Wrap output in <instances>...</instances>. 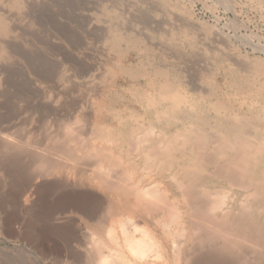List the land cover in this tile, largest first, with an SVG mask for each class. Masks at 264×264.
I'll use <instances>...</instances> for the list:
<instances>
[{
    "label": "rangeland",
    "instance_id": "1",
    "mask_svg": "<svg viewBox=\"0 0 264 264\" xmlns=\"http://www.w3.org/2000/svg\"><path fill=\"white\" fill-rule=\"evenodd\" d=\"M20 1L21 4L16 5L14 0H0V15L10 27L9 34L0 35V264H98L97 239L104 242L100 249L102 256L113 254L115 263L120 264L118 257L123 254L133 264H140L135 263V258L127 251L124 232L122 235L123 229L118 224L121 220H125V228L137 238L144 236V229L154 232L167 253L163 261H157L159 264L178 263L177 245L185 249L194 246L202 253L215 245L221 246L223 241L218 238L214 240L216 243L213 239L199 242L201 234L197 235L199 231L190 225V210L182 203L177 190L166 187L174 181L158 170L145 171L140 166L131 174L129 184L142 194L157 188L165 191L175 210L164 207L147 215L144 208L137 206L134 196L129 199V206L119 203L92 181L99 169L117 177L127 166L125 160L120 169L97 157L83 158L85 171L82 174L69 168L44 179L39 183V199L26 209L13 199L11 180L16 175L11 165L15 157L21 160L26 167L22 182L30 184L40 174L38 167L30 163L38 148L36 144L47 150L70 135L75 140L69 147L103 148L107 155L116 157L117 150L110 153L111 143L101 140L96 131L105 127L118 131L121 126L119 130H126L136 125L141 135L149 123L154 122L145 113L143 102L147 94L157 93L164 83L156 74V66L165 65L186 76L191 74L189 78L203 91L202 95H211V101H220L243 117L250 105L246 100L249 95L237 91L235 82L220 74L227 71L226 58L249 66L256 59L264 61V0ZM115 35L122 37L118 45L112 43ZM136 39H139L137 47L130 43ZM146 45L151 48L152 57L145 55L143 47ZM125 69L129 72H124ZM216 70L219 73L216 74ZM237 78L240 74L235 76ZM259 79L264 83V73ZM204 113L215 117L209 108H205ZM132 160L140 163L136 153ZM218 190L224 200L222 212L239 215L247 199L235 196L230 190ZM212 191L215 200L218 194L216 189ZM82 197L87 198L97 218H87L76 208ZM171 213L180 218H177L179 224L168 218ZM100 223L106 226L103 231ZM138 223L145 228L140 229ZM135 226L136 232L132 231ZM109 229L115 230L118 240L111 239ZM243 246L237 255L228 251L222 253L227 264H260L257 251ZM249 256H255L256 259H252L256 263ZM246 258L248 262L240 260ZM150 264L155 263L150 261Z\"/></svg>",
    "mask_w": 264,
    "mask_h": 264
},
{
    "label": "bare ground",
    "instance_id": "2",
    "mask_svg": "<svg viewBox=\"0 0 264 264\" xmlns=\"http://www.w3.org/2000/svg\"><path fill=\"white\" fill-rule=\"evenodd\" d=\"M14 2L16 5L21 4L20 0H14ZM9 32L10 27L6 18L0 15V35H7ZM121 39L122 37L120 35H115L112 43L118 45ZM130 43H133V45L137 47L139 45V39L131 41ZM152 50L154 51V49ZM143 51L147 56L152 55L151 48L147 47V45L145 48L143 47ZM225 61L228 66L227 71L220 75L228 80L234 81L237 91H243V93L249 95L247 99L246 97L245 99L248 100V102L250 101V105H247L248 109L246 113L244 112L243 117H241L242 115L239 116L231 112L220 101H211V95H202L203 91H201L197 85H194L193 81L189 78L191 74L186 76L183 72L173 70L170 67L168 69L167 65L166 68L164 64H162L164 65L163 68H157L158 66H156V74L163 79L164 83L162 82L163 84L157 93L147 94L144 97L143 106L146 110L145 113L152 117L154 122L149 123V127L145 128L144 131L142 130V133L140 132L141 135L137 132L136 125L134 124V128L128 127L129 129L126 130H119L122 126L118 131L112 130L113 132L108 127L97 130L96 132L101 140L103 139L111 143L112 147L110 145V153L117 150L116 153L118 155H116V157L107 155V150L103 148L92 147L87 149L85 146L86 150L83 149V151L80 147L79 149L76 146V148L69 147L71 141L75 140L74 137H70L71 135L54 147L52 143V146L48 147L47 150H43L41 145L39 146V144H36V148H38L35 149L31 156L30 163L38 167L40 174L37 175L30 184L27 183L28 185H25L26 183L24 184V182H22L24 179V172L26 173V167L22 164L21 160L18 158L16 159V157L12 160L13 165L11 166L17 177L11 180L12 189L10 190H13V199L19 202L21 206H24L25 209L28 206L31 207L34 205L36 199L40 197V182L44 181V179H50L56 174H61L63 170L69 168H72L73 171L77 170L82 174L85 171V167H83L84 165L82 164L84 163L83 158L92 159L93 157H97L99 160H106L108 164L117 168H120L124 162L127 163V166H124L125 168H120V171L123 170V173L120 172L117 177H113L114 175L111 176L108 172L99 169L97 173H94L95 175L92 176L93 180L91 179L96 186L111 194L116 201L125 203L129 206V199L134 196L137 200V206L144 208L147 215L164 207L170 210L174 209L173 207L171 208L165 191L157 188L155 190L150 189L142 194L129 184L133 176L131 174H135L134 172L138 171L140 166H142L145 171L155 169L163 175L168 174L172 178V181H174L173 184H166V187L169 185L177 190L182 203L190 210V225L199 231V234L196 233L197 235L201 234L198 238L199 242L203 243L209 239H213L214 241L216 238L223 241L221 246L215 245L212 250L204 253L199 252L194 246L185 249L177 245L176 247L178 248H176L175 251V257L178 261L177 264H227V260L222 256V253L228 251L230 253H236L237 255L239 248H242L241 246L243 245H247L252 248V250H256L258 262L264 264V83L259 79V75L264 73V61L256 59L254 62L252 61L253 64L250 66L242 65L236 59L232 58H226ZM162 63L164 62L162 61ZM124 72L128 73L129 71L125 69ZM215 73L217 74L219 72L216 70ZM237 74H240V78L235 79ZM200 76H202V74ZM188 86L190 89H188ZM199 97L202 99L201 102L205 100L206 104L204 101V105L199 102ZM198 108L200 112L196 111ZM205 108H209L210 111L214 112L215 117L213 116L214 118H212L209 115L211 119L207 116L204 113ZM189 109L190 111L188 112ZM133 121L134 120H132V122ZM135 122L138 121L135 120ZM170 129H173V132H170ZM72 130L73 129H71V131ZM60 139L58 141H60ZM37 140L39 141V139ZM15 145L16 144H14V146ZM123 146H125V149H123ZM78 152H81L84 157H81L82 155L80 156ZM133 153H136L140 157L141 164L132 160ZM123 160L125 161L123 162ZM95 161L97 160L95 159ZM9 170L11 171V168ZM5 175L7 176L8 173L6 172ZM219 188L233 191L235 196L237 194L247 199V203L245 202L246 204L243 205V211L239 213V215L234 216L229 211L226 212V210H224L225 213L224 211L222 212L224 200L220 198L222 194L219 196ZM213 189H216V193L218 194L215 196V198L217 197L215 200H213ZM78 202L76 208H78L84 216L90 219L97 218L96 211L89 207L86 197H82L81 201ZM219 211H221V213H219ZM233 211L234 210H232V213ZM173 215L175 214L171 213V215H168V218L171 217V220L173 219L175 224H179L180 222L178 219L180 220V218L174 217ZM180 215H182V213ZM124 221L121 220L118 224L119 226L121 224L120 228L123 229L122 235L124 232L123 237L126 243L125 246L127 251L135 258V263L150 264V261H152L157 264V261H163L166 258L165 255H167V253L165 247L159 242L158 238L155 237L156 235L153 234L154 232L152 233L148 231V229L145 230V227L143 225L139 226L140 224L138 223V226L141 227L140 229H144V236L142 238H137L131 234V231L125 228ZM99 226H101V231L106 229L103 223H100ZM135 227L136 228H133L132 231L136 232L138 228L137 226ZM166 230L169 231V229ZM114 231L115 230L109 229L108 234L112 236L111 239L118 240ZM175 233L173 234L175 235ZM194 235L195 233L193 236ZM193 240L194 239H192V241ZM214 242L216 243V241ZM95 243L98 246L96 248V255H98L97 258L99 259V261L97 260L98 264H116L115 260L112 258L113 254H109L110 256H102L104 253L102 254L100 249L104 242L101 239H97ZM115 243L118 242L116 241ZM174 244L176 245V242ZM180 244L182 245V243ZM242 249H244V246ZM253 252L254 251L251 253ZM227 255L229 254L227 253ZM239 256L241 257V255H238V258ZM120 257L121 258L118 257V260H121L120 264H133L131 262L132 260L127 259L123 254ZM252 258L251 260L253 261L254 259ZM240 260L244 262L247 258ZM237 261L239 262V260Z\"/></svg>",
    "mask_w": 264,
    "mask_h": 264
}]
</instances>
